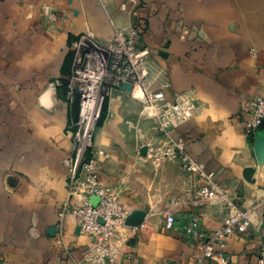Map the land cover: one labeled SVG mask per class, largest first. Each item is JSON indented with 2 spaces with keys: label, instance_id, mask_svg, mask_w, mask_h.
Wrapping results in <instances>:
<instances>
[{
  "label": "crops",
  "instance_id": "1",
  "mask_svg": "<svg viewBox=\"0 0 264 264\" xmlns=\"http://www.w3.org/2000/svg\"><path fill=\"white\" fill-rule=\"evenodd\" d=\"M125 2L0 0V264H91L94 240L72 214L60 218L87 197L71 187L64 164L76 120L64 86L73 73L70 44L85 38L108 48L117 28L136 30L138 46L150 51L154 88L168 102L189 93L199 110L166 134L126 92L108 102L95 137L99 182L130 213L147 215L111 240L115 264H217L201 261L203 240L184 226L195 218L211 235L224 227L225 205L197 202L199 178L181 158L156 159L153 145L164 140L184 143L240 207L264 202V129L253 140L245 133L247 102L264 97V0H139L128 12ZM247 168L255 170L251 181ZM169 210L172 231L164 228ZM261 213L247 234L228 239L234 264H260Z\"/></svg>",
  "mask_w": 264,
  "mask_h": 264
},
{
  "label": "built area",
  "instance_id": "2",
  "mask_svg": "<svg viewBox=\"0 0 264 264\" xmlns=\"http://www.w3.org/2000/svg\"><path fill=\"white\" fill-rule=\"evenodd\" d=\"M138 1L127 0L121 8L128 12V3L136 5ZM136 34V30L127 34L117 28L113 43L105 49L92 45L85 38L70 44L74 63L66 95L71 108H74L77 92L81 98L79 117L69 126L74 152L64 164L69 170L71 187L85 191L87 197L75 207L65 206L60 218L62 220L66 214H72L79 229L94 240L85 257L91 264L116 263V253L110 242L125 227L130 215L121 201L100 184L95 162L87 155L93 152L95 128L114 93L126 92L166 134L199 110L196 99L189 93L182 94L176 102H168L165 93L154 88L149 66L150 51L138 46ZM126 85L131 90H125ZM246 108L250 118L245 122V133L253 139L264 122V97L258 96L248 101ZM151 153L157 160L179 157L183 161V168L198 176L197 202L219 201L225 205L227 215L223 228L206 237L201 233L199 221L194 218L184 226V230L188 236L203 240L201 261L208 259L217 264H234L232 255L227 251L228 239L249 232L255 216L260 209H264V202L250 209L240 207L215 181L213 174H208L202 165L186 154L182 142L164 140L160 146L153 147ZM93 197L98 198L97 204L91 202ZM262 216L264 213H261ZM176 223L175 213L167 211L165 230L172 231ZM260 264H264V250Z\"/></svg>",
  "mask_w": 264,
  "mask_h": 264
},
{
  "label": "water",
  "instance_id": "3",
  "mask_svg": "<svg viewBox=\"0 0 264 264\" xmlns=\"http://www.w3.org/2000/svg\"><path fill=\"white\" fill-rule=\"evenodd\" d=\"M124 89L129 91V90H131V87L126 85V86H124ZM80 98H81V94L79 92H77L75 94V100H74V113H75L76 119H78L79 112H80ZM263 129H264V122H263L262 126L259 128L255 137L261 138V132ZM145 152H146V148H144L141 153L144 154ZM257 153H258L259 160L261 161L259 149H257ZM254 173H255L254 169L247 168L244 172L245 179L247 181H251ZM91 202L93 204H97L98 198H96V197L91 198ZM146 216L147 215L144 211H141V210L133 211L127 217L125 226L129 227V228H139L144 224Z\"/></svg>",
  "mask_w": 264,
  "mask_h": 264
},
{
  "label": "rangeland",
  "instance_id": "4",
  "mask_svg": "<svg viewBox=\"0 0 264 264\" xmlns=\"http://www.w3.org/2000/svg\"><path fill=\"white\" fill-rule=\"evenodd\" d=\"M67 84H68V81H67V83H66V85L64 86V88L67 86ZM66 89V94H67V88H65ZM67 96V95H66ZM68 101V100H67ZM108 105V104H107ZM107 107V106H106ZM142 108V111H143V114H145L144 115V118L145 119H150V120H154V119H152L151 117H149L148 115H147V113L144 111V109H143V107H141ZM106 110V109H105ZM105 113V112H104ZM103 116H104V114H103ZM103 116H102V118H101V120L98 122V124H97V126H96V128H95V137H96V132H97V130H98V128L101 126V123H102V121H103ZM153 146H157V145H153ZM88 155V157L89 158H93V160H94V162H95V165H96V169H97V171H98V175H99V167H98V164H97V156H99V155H101V153L100 152H97V151H95V139H94V149H93V152H91V153H88L87 154ZM89 160H91V159H89ZM122 203V202H121ZM202 203H206V202H202ZM128 211V210H127Z\"/></svg>",
  "mask_w": 264,
  "mask_h": 264
},
{
  "label": "trees",
  "instance_id": "5",
  "mask_svg": "<svg viewBox=\"0 0 264 264\" xmlns=\"http://www.w3.org/2000/svg\"><path fill=\"white\" fill-rule=\"evenodd\" d=\"M253 140V139H252Z\"/></svg>",
  "mask_w": 264,
  "mask_h": 264
}]
</instances>
